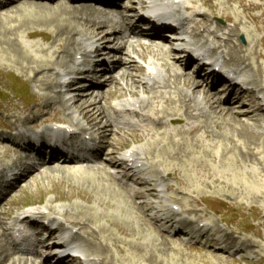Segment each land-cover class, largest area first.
Segmentation results:
<instances>
[{
  "label": "rangeland",
  "instance_id": "374dc122",
  "mask_svg": "<svg viewBox=\"0 0 264 264\" xmlns=\"http://www.w3.org/2000/svg\"><path fill=\"white\" fill-rule=\"evenodd\" d=\"M190 1H194V7L204 16V20L208 21V27H198L195 24L191 26V33L196 26L198 27L199 39L196 38V41L203 43L208 40L207 47L211 48V52L224 44L242 46V55L246 57V64L239 62L231 65L228 63L226 67L236 66L235 69H242L244 75L242 79L246 77L255 79V74L260 75L262 80L260 87L264 88V12L263 22L257 25L252 21L253 16L262 14L264 0H209V4L208 0ZM125 2L123 7H133L137 4V0ZM43 3L47 6L32 3L31 0L21 1L13 3L16 6L0 10V116L10 111L23 118L28 114L32 117L33 114L40 117L38 112L46 114L42 108L50 102L47 112L52 113L59 110V114H56L58 118L71 120L74 124L86 125L77 112L80 104L68 103V101L61 103L58 93L60 89L51 90L50 81L56 77L51 75L52 73H49L47 69L56 66L63 68L65 63L61 59H66L67 65L73 67L72 58L69 55L67 57V54L57 53L58 46L61 44L67 47L68 52L72 50L71 44L67 41L62 42L67 38V35H64L65 30L66 34L68 33L67 28H72L73 31L76 25L77 30L85 36L91 35L92 29L85 22L86 16L81 15L78 19H75L74 15L67 16L66 10H70L67 5ZM253 4L258 8L248 10ZM57 5L62 9L65 8L64 14L54 12L55 15L51 17L52 11L49 12V10L51 6ZM89 17L97 18L93 15ZM71 22L75 24L71 25ZM235 24L239 26L236 27ZM217 25L220 29H217ZM232 29L234 32L229 34ZM237 31L239 34L235 33ZM29 33L35 38H28ZM36 33L37 36H35ZM43 35H46L49 41ZM242 36L245 42L242 41ZM75 38L80 37L75 36ZM193 38L194 36L190 34L192 41ZM113 41H115L114 38ZM22 50L26 53L25 59L17 57ZM215 51L212 55L219 56ZM123 52L124 55L136 57L142 49L139 46L128 45ZM148 53L160 64L167 60V58L163 60L155 46H152ZM166 53L179 60L178 55ZM223 53L221 55L226 59L228 52ZM42 57L47 59L44 64L40 63ZM38 58L39 61H35ZM61 61L63 65L59 67ZM162 69L165 70L164 67ZM181 70L185 72L182 68ZM143 72L145 73L144 69ZM188 74L191 77L184 78V81L188 82L187 86L190 88V82H193L196 76L192 73ZM113 75L120 77L121 72ZM144 78L141 76L142 80ZM108 79V76L99 79L98 82L101 83L99 88H102L104 95L108 92L106 96L114 97L119 94L116 91L117 86L111 81L102 86V82ZM180 86L183 90V81ZM133 89L137 90L136 87ZM201 90V86L194 88V92H202ZM217 91V89L214 90V92ZM72 93L71 97L79 100V94L83 92L74 90ZM90 93L92 92H88ZM122 95L124 96V93ZM86 97L85 101H81L85 110H91V106L86 109L88 101L94 103L95 100H100L94 95ZM142 97L147 99L150 95L145 93ZM222 97L225 100L227 96ZM213 98L216 97L213 96ZM118 101L120 100L104 102L108 115L112 113L111 105H115ZM243 103L249 105L246 100ZM65 107L71 108V111L75 112L74 116L67 113ZM228 107L232 112L227 113V109L206 107L205 113H194L195 122L206 126L197 135L184 134L169 137V142L172 140L178 142L174 153L183 151L178 152L179 157L172 160L177 176L168 177L163 166L158 167L156 164L154 170L149 164L146 171L149 183L153 184L157 191L145 194L143 199L136 200L137 203L129 197V192L123 190L115 183V180L109 179L105 174L95 177V184H92L94 182L81 180V174L71 173V169H65L66 171L62 169L63 172L59 170L60 167L47 165L41 173L32 176L20 188L17 187L3 203L0 220L7 218L5 221L7 224L4 225L7 229L6 233L9 235L16 220L28 214L29 211H41L46 217L64 220L65 216L51 212V210L55 212L61 209L65 210L64 213L70 216L73 222L79 224V228L80 226L86 228L81 230L84 236L93 233L89 240L99 247L100 255L97 257L92 255L91 258L99 260L97 264L105 262L108 264H264V140L258 138L259 136L254 138L251 133L252 131L264 133V117L260 121L261 128H254V121H249L240 115V111L247 112L250 110L248 107L252 109L251 106L238 107L230 102ZM94 112L97 113L96 109ZM44 120L55 121L52 116L45 115ZM244 122H249L253 127L251 132L242 126ZM105 124L106 121H102L100 126H105ZM167 129L176 133L185 127L169 126ZM107 134L109 135L108 132L104 133L105 137ZM158 134V132L148 135L116 134L108 138L113 147H119L123 143L128 144L134 141L146 143L150 140L162 139L158 138ZM165 143L168 142L163 144ZM137 145L147 147V145ZM114 149L117 148H112ZM156 156L153 160L158 162V155ZM92 169V165H84L78 170L83 173ZM106 170L110 171L108 168ZM133 174L134 172L127 173L129 176ZM158 176L163 177L173 189H165L161 192V189L156 186ZM126 182L132 193L138 188L143 192H147L150 188V185L137 186L133 181ZM138 204L149 206L151 210L145 214ZM173 208L179 210L177 212L180 213L177 221L188 220L187 228L175 237V229L178 226L175 224L172 228H166L168 235L164 236L159 231V226L163 224V221L158 222L157 231L149 218L157 217L160 220L163 213L171 216ZM202 226L204 228L199 229ZM79 228H76V231H79ZM205 231L209 234L203 237ZM227 237L232 239V245H217L212 241L216 239L224 241ZM2 240L0 230V243ZM80 243L82 245L83 241ZM137 246L138 249H134ZM5 249L6 246L0 248V253ZM148 249L151 252H148ZM236 249L239 252L234 254ZM81 251L84 253L83 248ZM21 258L26 257L13 254L4 264H24V261L18 260ZM3 259L4 257L0 256V262Z\"/></svg>",
  "mask_w": 264,
  "mask_h": 264
},
{
  "label": "bare ground",
  "instance_id": "6f19581e",
  "mask_svg": "<svg viewBox=\"0 0 264 264\" xmlns=\"http://www.w3.org/2000/svg\"><path fill=\"white\" fill-rule=\"evenodd\" d=\"M21 1L22 0H14V2H10L8 4V6L5 7V9L16 6V4H13V3H18ZM23 1L27 2V0H23ZM84 1L85 0H73L74 4H73V6H70L68 3L55 0L52 3V5H55L58 3L62 4L64 6L67 5L68 7H70L69 11H68V9L66 10L67 16L68 15H74L75 19H78V17L81 15L85 16V14H87V13H93L94 11H95L94 13L98 14L99 16L106 17L108 19L110 18V20H112V19L117 20V15H118L119 21L115 22L117 27H112L111 30L106 31L101 27H97L96 23H92L91 21H86L87 25H90L89 27L92 29V35H93V39H95V41L91 42L90 38H86V39L82 38V40H85V44L83 42H80L78 44V42L76 41L77 38H75V36L81 38L82 36L85 37V35H82L81 32L79 30H77L76 25H74L75 23L71 22L70 24L74 25L76 29L72 31V28H67L68 33L66 34V30L64 31V35H67L66 36L67 38H66V40L63 39L62 42L67 41L69 44H71L70 46H71L72 50H70V52H68L67 47L65 45L61 44L58 46V50H57L58 54H65V55L67 54L66 56L68 57V55H69V57L72 58V60H73L75 55H82L83 56L85 53H87L86 52V46L88 44H90L93 48L94 47L98 48L97 43L101 44V47L111 48V44H110L111 36H114V34H116V33H122L123 31L127 30V26L132 22H135V24L133 25L132 29H129L130 30L129 34L130 35H132V34L137 35V34L142 33L139 31V23H141L142 20L140 18L138 20H136V18L134 17V14L130 13V10L127 9V10H123V11L121 10L120 11L115 6V3L117 1L120 2V0H96V3H98L101 7V9H99V11H96L92 7L84 6L82 3ZM140 1H141V3H143V9L149 8V5L146 6V3L143 2V0H140ZM153 2H155V1L153 0ZM160 2L161 3L158 4L157 6H154L152 8V10L154 12H161L162 9L169 10L166 13L165 12L160 13L166 19L169 18V16H170L167 13H170L173 11H175V13L184 12L187 14L197 12V9L194 7V3H193L194 1H189V0H160ZM32 3L46 5V4L41 3V2L32 1ZM209 3L210 2L208 1V4ZM211 5H213V4L211 3ZM256 8H258V6L253 4L249 7L248 10H254ZM46 9H48V8H46ZM50 11H52V13H50L51 17H52L53 14L55 15L54 12L60 13V15L62 13L64 14L65 8L62 9L58 5L54 6V7L51 6L49 12ZM135 11H136V8L133 9V12H135ZM113 13H116V16H114ZM48 16H50V15H48ZM200 18H201V16L198 15L197 20L195 22V23H197V26L198 27H208V21H206L204 19L200 20ZM252 21L258 25L260 22H263V15H259L256 17L253 16ZM235 26L237 27L239 25L235 24ZM198 27L196 28V30L198 29ZM263 28H264V26H263ZM170 29H173V28L171 26H167V25L165 26V30H170ZM231 32H234V31L231 30ZM235 33L239 34L238 31ZM71 35H72V37H71ZM196 35H197V33H196ZM233 35H236V34L233 33ZM27 36L29 38H33L34 35L29 33V34H27ZM45 36L46 35H43V37H45ZM46 38H48V37L46 36ZM196 38H197V36H196ZM196 38H193V40H195ZM48 41H49V38H48ZM170 41L175 42V40H173V38H171ZM86 42H88V43H86ZM118 44L116 45V48H112L113 49L112 51L116 54L123 52L126 49V47L128 46V44L130 46H134L129 40H127L125 44H121V43L119 45ZM139 44H140V48L142 49V52L139 54H136V55L143 62L142 66H140V62H137V60H135L131 57L123 58L121 56L115 61L116 67L114 68L113 74H116L117 72H121V75H120V77L113 75L110 78V80H111L113 85L118 87L116 91L119 94H117L114 97H112V96L109 97V95L106 96L108 94V92L106 95H104L101 90L97 91L96 98L97 99L100 98V100H98V101L95 100L94 103L88 101L89 103H88V106L86 107V109H88V107L91 106L90 107L91 110H85L84 107H82V105H81V104H83V103H81V101H85L84 98H86V97H80L79 100L77 99L78 101L77 100L73 101V104H80V107H78V109H77V112L79 113V115L82 117V119L85 122H87L89 125L92 126V130H94L95 132H98L102 136H104L105 132L109 133L108 136L116 135L117 133L120 135H123V134L148 135L151 133L154 134V133L158 132L159 133L158 138H162V139H159V140L157 139L155 141L150 140L149 142H146V143L135 142V141L128 143V144L123 143V145H121V146L123 148H129V149L125 152L124 157L121 160H126V163H131L134 161V164L137 166L139 164H141L142 166H145L146 164H148V165L150 164V167L152 169H154L156 164H158V167L159 166L164 167L165 173L167 174V176L176 177L177 174H176L175 169L172 166V160L175 157H179L178 152L181 153L183 151H177L174 153V150H176L175 148L178 147V142H176L174 140L169 142L168 141L169 137L172 138L173 135L179 136V135H184V134H196L197 135L198 133H200L202 128H205L206 126H203L204 124L203 125H201V124L195 125L196 122L194 121V119H195L194 112L205 113V111H204L205 105L210 107V108H216V109L220 108L223 110L227 109L228 110L227 113L232 112L231 108L228 107V105H226V102L220 100V98H219L220 93L213 92V90H212L218 86V84H217L218 80H219L218 78L222 77V73L218 72V73H213L211 75L210 78H212V76H213L215 79H217V80H215L217 82H213V84L210 86V88H208V85L205 84L204 81L198 79L197 77L196 78L193 77L195 79L193 82H190V88H189L187 86L188 82L184 81V78H190L191 76L181 74V73H178L176 71V68L179 70V66H178L179 64L180 65L182 64V67H184L183 61L168 58V60L171 61L170 62L171 65H169L168 61L160 64L158 61H156L151 56H149L148 52L151 51L152 46H150V45H152V44H150L148 47L142 46L141 43H139ZM194 44L195 45L197 44L200 47V50L203 52V54L207 55V51H206V46H207L206 44L207 43L205 45H200V43L194 42ZM222 49H223L222 52H225V53L228 52L227 58L225 59V63L227 65H229V64L235 65L239 62H241L242 64H246V62H245L246 57L242 55V53H243V47L242 46H239V45L229 46L228 44H224V45L216 48L217 51L222 50ZM162 50H164V49H162ZM187 51H188L187 49H183L182 52L185 55V53H187ZM25 54L26 53L22 50V52L20 54H18L19 56H17V53H16V56L19 58L22 57L25 59L26 58ZM106 54H107L106 56L109 55V53H106ZM159 55H162L163 60H165L168 57L167 54H165V53L162 54L161 52L159 53ZM189 55H191V54L189 53ZM27 56H29V55H27ZM42 58L40 59V63L44 64V62L47 59L45 57L43 59ZM192 58H194V57L191 55L190 59H192ZM98 59H100V58H98ZM98 59H96V61H94V63L98 62L99 61ZM61 60H63L65 63L64 67L61 69L57 68V66L55 68H51V67L48 68L47 67L48 65L46 66L48 68V69L47 68L46 69L50 71V72L49 71H46V72L52 73L51 75H55V77H56L54 79L52 78L50 81V84H52V87H51L52 91L54 88L61 87V83L59 81H61L64 78L71 77L72 75H74L73 74L74 72H72L71 67L69 65H67L68 62L66 61V59H61ZM157 60H159V59H157ZM35 61H39V58H38V60L35 59ZM63 61H61L59 67H62ZM49 62H50V60H49ZM104 63H106V61ZM218 63L220 64L221 61L218 60ZM52 64H53V62H52ZM162 67H164L165 70H163ZM249 67H250V64H249ZM143 69L145 70V73H142ZM203 69H204V67L199 71V73H201V71ZM103 72H104L103 70H100L99 72L96 71L92 76V80H94V79L97 80L98 78H100V76L103 74ZM85 73H88V71ZM142 74L145 75V80H146L145 82L141 79L140 75H142ZM229 74H233L234 76L238 77V74L234 71H231ZM70 79H73V78H70ZM57 80H59V81H57ZM92 80L89 82H86L84 84V86H85L84 88L89 87V85L92 83ZM235 80H237V78H234V79L227 81L229 84L226 85L227 88H225L226 90L224 92L227 93V95L229 96V100L236 101L238 103V102H240L243 94L241 93L238 96L234 95V93H233L234 89L231 86V83H232L231 81H235ZM182 81H183V88H184L183 90H182V87L180 86ZM227 82H226V84H227ZM249 82H250V85H252L254 88H252V90L246 89L244 91H245V93L250 91L249 100L251 101L255 110L259 113V116L254 117L253 113H251L249 111L248 112H242V116H245L249 121H254L255 122L254 124L258 125L259 119L264 117V105H262L261 103H255V101L257 99L255 95H256V91H262V90L264 91V88L261 89V87H260V85L262 83L260 75L255 74V79H249ZM134 84H136V86H134ZM68 85H69V83H68ZM199 86L202 87V90H201L202 92H198V91L194 92V88L199 87ZM238 86L240 87L241 84H239ZM78 87H80V86H78ZM134 87H136L138 91L134 90L133 89ZM185 87H188V88H185ZM179 89H180V91H179ZM71 90H72V88L70 89V91ZM199 90H200V88H199ZM122 93H124V96L123 95L121 96ZM145 93L150 95L149 99H145L144 97H142V94H145ZM213 96L216 98H213ZM88 100H90V99H88ZM110 100H121L117 104L116 109L118 110V112H120V115H119L120 119L128 122L127 126H120L119 125L120 123H117L115 120L110 119V117L107 115L106 106L104 105V102L108 103V101H110ZM214 100H216V101H214ZM69 101H71V99H69ZM60 102L64 103V100L61 99ZM77 102H79V103H77ZM146 103L151 104V107L145 106ZM48 104H50V102H48ZM48 104H46L42 108L46 114H42V113L38 112V110H37V112L40 114V117L36 118V117H32V116H30V114H28V115H26L25 118H21L17 115L10 113L9 116L6 118V120L4 121V123L1 126H3L8 131H14L16 129L15 125L10 124L8 122V120L10 118H13V117L16 119V121H15L16 123H28L33 128H39L43 125L53 123L56 120H57L56 123H61V125L67 124V123L71 124V122H69L68 120H66L64 118L62 119V118L57 117L56 114H59L58 110H55L52 113L47 112V109L50 106V105L48 106ZM95 109H96L97 113L94 112ZM220 109H219V111L221 112ZM183 110L184 111L186 110L185 113H182ZM27 111H28V109H27ZM131 113L139 114L142 117L146 118L147 120L151 119L152 117H154V118L157 117L158 118V125H154L152 123L140 124V123H137L136 121H132ZM116 114L117 113H115V115ZM42 115H43V117H42ZM44 115L45 116H52L53 120H55V121L49 122L47 120H44ZM237 115H238V113H237ZM103 119L107 120L106 126H100V124H102ZM165 121H167L172 126L184 125L185 127H187V126H191V127L185 128L183 130L177 131L176 133H173L167 129V124L165 123ZM57 125L58 124H56L55 126H57ZM55 126H53V127H55ZM242 126H245L244 128L247 129L248 131H250V132L252 131V128L250 127L249 124L242 123ZM59 127H61V126H59ZM123 127L127 128L129 131L127 132ZM83 128L84 127H82L81 129H83ZM160 133L162 134V136ZM251 133L254 135L253 136L254 138L255 137L257 138L259 136L258 138H262L261 139L262 141L264 140V134L263 133H261V132L255 133L253 131ZM18 135L20 137L25 138L26 140H29V138L31 137L30 135H27V134H18ZM108 136L105 137L106 143L111 144ZM158 141H160V142L158 143ZM164 142H168V143H165V145H164L163 144ZM133 144L134 145H137V144L147 145V147L146 146H140V147L133 146L131 148L130 146ZM162 144L164 145L163 147H162ZM11 151H12V149H10V148L5 149L3 144L0 142V163H3L5 159H8L10 157ZM108 154L110 157H116L119 155V149H114V150L111 149V150H109ZM156 154L158 155V162H155L153 160V157L156 156ZM59 156H62V158L64 159V163H70L68 161V159L65 158V155H63L62 153L59 152L58 145H55L54 149L51 153V159L53 161H57V160H59L58 159ZM144 156H145V158H144ZM166 158H167V160L164 161V159H166ZM168 159H170V160H168ZM17 161H18V163L16 164V167L18 168V170L19 171H21V170L27 171V174H23L26 176L21 177V180L19 181V187H20L28 179L30 180V178H32V176H34V173L36 171L40 172V170L32 169V168H34V166L32 164L26 163L24 161V158H22V157H18ZM120 166H121V164L119 161H117V162L107 161V164H106V167H110L111 169H117ZM168 166H171V167L169 168ZM66 167L67 166L65 164H63V166H61V169H59V170H62V169L65 170V169H67ZM132 169H129V170H132ZM70 171H71V173L74 172V175L76 173H77V175L80 174L79 171H77L76 169H71ZM101 174H105L109 179H112L115 181L119 179V176H122L123 178L126 177V175L123 174L122 172L121 173L118 172L117 174H114L112 172L107 171L106 168H104L102 170L86 171L84 173H81L82 176L80 175V177H81L80 179L85 181V182L90 181L89 183H91V182L96 181L95 177L97 178ZM90 179H92V180H90ZM138 180H139V183H144L143 182L144 179L142 177H139ZM160 181H162V179H160ZM146 183H147V181H146ZM92 184H95V182ZM148 185H150V188L148 189L147 192H143L142 190L138 189L135 191L134 194L129 193V197L132 199L133 202H136L137 199L144 198L145 194H147V193L152 194V193L156 192V189L152 184H148ZM119 186L121 188H123V190L127 189V191H128V188L126 187V185L119 184ZM170 187L171 186H169V188ZM138 205L142 208V210H144L145 214H147V212H149L151 209L149 206H145L143 204H138ZM167 218H168L167 219L168 222H172L175 219L174 217L173 218L167 217ZM29 219L31 221H38L37 217H31ZM5 220H6V217L1 218L0 230H2V225L4 224ZM149 220L152 222L153 226H155L157 228V231H158V219H157V217L149 218ZM70 221L73 224L79 225L78 223L73 222V220H70ZM182 226H185V222L182 223ZM121 228H122V226H121ZM82 229H86V228L82 227ZM122 229H124V228H122ZM42 231H46V227H43ZM61 231H62V229L58 228L54 231L49 232L48 237L45 238L44 240H42L41 242H39V244L41 246L38 247L37 249H35L37 251V253L39 252L38 249H40V248L42 250H44L45 252H48V253L50 252L46 258V259H49L52 256V254H51L52 250L59 248V245L54 244L53 240H55L57 238V236L59 235V233ZM159 231L161 232L160 229H159ZM180 231L181 230H178L177 233H180ZM92 234L93 233L88 234L87 237H82V235L80 233H76L75 237L82 239V241H83L82 245L84 248V252L86 254H89V256L90 255H95V256L98 255L99 256L100 255V250L98 249L99 247L96 244L91 243L90 242L91 240H89V239H91ZM163 235L166 236L165 233H163ZM87 240H89V241H87ZM5 242H8V239L5 238L4 240H2V242L0 243V248H3ZM223 243L229 245V244H232L233 241L231 238H227V240H224ZM134 249H138V246H137V248L134 247ZM150 249H148L147 251L149 252ZM142 251H144L143 247H142ZM140 253H142V252H140ZM5 254H6V251L1 252L0 256H4V260L0 264H4L5 262H7L10 259L11 255H9V254L5 255ZM137 255H139V254H137ZM141 259H142V257H141ZM22 260H24V259H22ZM133 260H134V258H133ZM19 261L22 262L21 260H19ZM63 261H70L69 262L70 264H74V262L76 260L74 258L71 260V258L66 257L65 260L63 259ZM89 262H91V264H93V260H90ZM106 263L107 262H105L104 264H106ZM24 264H29V261L25 260ZM31 264H39V263L37 262V259H34V260H32ZM94 264H97V263L95 262Z\"/></svg>",
  "mask_w": 264,
  "mask_h": 264
}]
</instances>
